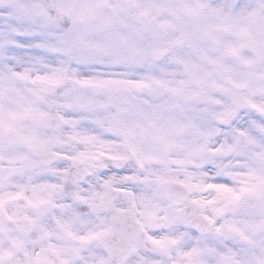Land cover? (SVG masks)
I'll use <instances>...</instances> for the list:
<instances>
[{
  "label": "snow or ice",
  "instance_id": "1",
  "mask_svg": "<svg viewBox=\"0 0 264 264\" xmlns=\"http://www.w3.org/2000/svg\"><path fill=\"white\" fill-rule=\"evenodd\" d=\"M0 264H264V0H0Z\"/></svg>",
  "mask_w": 264,
  "mask_h": 264
}]
</instances>
